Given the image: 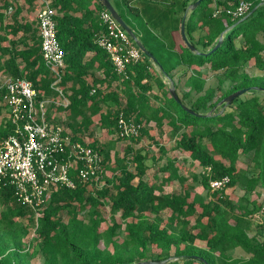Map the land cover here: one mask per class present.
Masks as SVG:
<instances>
[{"label": "trees", "instance_id": "1", "mask_svg": "<svg viewBox=\"0 0 264 264\" xmlns=\"http://www.w3.org/2000/svg\"><path fill=\"white\" fill-rule=\"evenodd\" d=\"M119 1L120 9L112 3L157 64L145 55L129 61L126 74L117 72L108 52L96 42L105 28L101 0H51L65 54L61 85L70 105L51 109L50 119L100 152L106 174L98 187L72 170L76 186L52 191L38 222L11 185L0 186V264H132L164 259L161 264H264V240L250 233L252 217L261 210L264 216V205L253 201L254 208L244 207L239 214L225 192L237 184L247 193L264 186V101L252 94L220 104L241 88L255 86L252 91L264 92V74L252 75L245 69L253 61L264 71V0H201L189 10L196 0ZM241 1L249 2L250 9L238 15ZM38 7L39 0H0V73L30 80L41 98L53 94L56 76L43 61L38 18L29 16ZM186 12L185 32L198 52L181 33ZM222 34V43L214 49ZM181 66L179 82L184 79L189 88L182 92L173 73ZM206 66L221 71L219 86L205 89ZM227 80L230 86L223 90ZM172 85L180 101L171 93ZM217 90L223 92L218 95ZM193 92L198 94L194 99ZM121 116L141 124L138 136H119ZM152 121L179 134L175 148L181 156H169L164 144L158 155L136 148L143 136L150 135ZM97 124L110 136L107 143L97 139ZM12 131L7 118L0 141ZM119 141H127L122 153ZM244 155L252 156L255 170L250 176L239 165ZM224 176L231 179L228 186L212 190L210 180ZM190 179L204 187L207 202L191 201ZM175 181L182 191L165 192L164 187ZM106 204L125 220V236L118 223L102 228L101 207ZM237 247L246 255L230 254ZM173 249L182 262L169 257Z\"/></svg>", "mask_w": 264, "mask_h": 264}, {"label": "built area", "instance_id": "2", "mask_svg": "<svg viewBox=\"0 0 264 264\" xmlns=\"http://www.w3.org/2000/svg\"><path fill=\"white\" fill-rule=\"evenodd\" d=\"M39 1L42 57L56 76L51 83L53 94L40 98L33 83L25 78L5 76L0 81V102L13 125V131L0 141V186L11 185L18 200L32 209L37 222L52 191L76 186L72 170L81 180L96 185L103 183L106 174L100 152L74 139L64 124L50 119L51 109L68 107L70 99L61 85L65 54L56 33V11L51 0ZM249 9L250 3L241 1L235 13L242 15ZM100 19L105 28L96 35V42L108 52L116 71L126 74L127 63L143 59L145 54L108 9L100 12ZM95 91L93 88L92 93ZM140 128L135 119L119 118L121 137H136ZM230 181L229 176L212 178L210 186L220 190Z\"/></svg>", "mask_w": 264, "mask_h": 264}, {"label": "rangeland", "instance_id": "3", "mask_svg": "<svg viewBox=\"0 0 264 264\" xmlns=\"http://www.w3.org/2000/svg\"><path fill=\"white\" fill-rule=\"evenodd\" d=\"M20 1L23 2V0H20ZM112 1L120 9V1L119 0H112ZM38 9H39V7L34 11H31V12L29 11L30 18L37 17ZM130 20H131V24L133 25L134 24L133 20L132 19H130ZM136 21L137 20H135V22ZM262 38L264 39V35H262ZM183 68L184 67L181 66V67H179L173 71L175 81L179 82V75H181ZM155 69L160 74L159 67L155 66ZM245 69L247 70V72H249L252 75L264 74V71L257 68L254 65L253 61H251L245 67ZM202 70H203V75L207 78L205 89L208 87L219 86V79H220L219 74L221 71H214V70L210 69L208 66L203 67ZM4 79H5V75L0 73V81L3 82ZM183 81H184V79H182L181 83L179 82V87H180L181 92H182V90H188L189 89L188 87L184 86ZM165 82L168 83L169 81L167 79H165ZM229 86H230L229 80L225 81L222 84L223 90H226ZM155 91H157V86H155ZM222 92H223L222 90H217L218 95H220ZM252 94L260 96L262 98V100L264 101V92H262V91L249 90L240 96H249ZM197 95L198 94L196 92H193L191 97L194 99ZM6 116H8L7 112H6ZM96 121H97V118H96ZM0 122H1V116H0ZM150 126H151L150 135L143 136L140 143L138 145H136V148H142L143 151L151 150L150 155H152V153H155L156 155H158L159 154L158 153L159 147L164 144L167 148H169V153H168L169 156H181V153L179 152V150H177L175 148L176 140H177V138H179L178 133H175L172 130V128L170 126H168L167 124H164L160 128V127L156 126L155 122L152 121L150 123ZM95 131H96V137H97V139H99V141L107 143L108 140H110V136L105 132V130L99 124L95 125ZM126 143H127V141H121V142L119 141L116 144L119 152L122 153L124 151ZM112 152L114 153V151H112ZM251 157H252L251 155L242 156V158L240 160V164H239L240 168L244 170V173L247 176L252 175L253 171L255 170L253 168L254 164L252 163ZM146 163L150 166H153V162L151 160H147ZM107 175L108 176L111 175L110 171L109 172L107 171ZM103 183H104V181H103ZM103 183L102 184L99 183L97 186L101 187L103 185ZM187 183L189 184V186L192 183L194 184L193 187H191L192 188L191 201H195L197 203L208 201L209 196L206 193L204 187L200 184V182L195 183L192 181V179H190ZM185 188H186V186H185ZM164 189H165V192H172L174 190L182 191L181 184L178 181H175L174 184L166 186ZM225 192L227 193L229 198L232 199V201L236 207V212L239 214H242L245 211L244 207H248L249 210L254 208L253 201H256V202L264 205V186L262 184H260L257 187V189L252 193H249V192L244 193L243 192V194H241V192H239L238 189H233L232 187H227ZM101 211H102L103 216L105 218V220L102 223V228L104 229L109 224H112L114 222L118 223L121 227V229H120L121 233L123 234V236H125V234H126V232H124L125 220L120 216V214L117 213V214L113 215L111 213L109 204H106L103 207H101ZM252 219H253V223H252V227L250 229L251 235L259 234V238L264 240V227L262 226V222L264 220L263 211L261 210V211L254 213ZM166 224L169 225L167 222H166ZM32 236L35 237V234H32ZM123 236L121 237V239L123 238ZM230 254H232L235 257H240V256L246 255L245 251L240 247L231 249ZM169 257H171V258L174 257V259L179 260V262H182L184 260L183 257H181V258L175 257L174 249L171 251V255ZM37 258H38V260L41 259V257H37Z\"/></svg>", "mask_w": 264, "mask_h": 264}, {"label": "water", "instance_id": "4", "mask_svg": "<svg viewBox=\"0 0 264 264\" xmlns=\"http://www.w3.org/2000/svg\"><path fill=\"white\" fill-rule=\"evenodd\" d=\"M101 2L103 3V5L106 7V9H108L112 15L115 17V19L124 27V29L129 33V35L131 36V38L135 41V43L140 47V49L144 52V54L146 56H148L155 64H157V59L155 58V56L146 48V46L143 44V42L141 41V39L138 37V35L136 34V32L126 23V21L123 19V17L121 16V14L119 13V11L115 8L114 4L112 3L111 0H101ZM201 2V0H196L194 3H192L189 9H194L196 8L199 3ZM256 9V8H255ZM254 9V10H255ZM187 16V12L184 15V20L182 22V26H181V33L182 36L185 40V42L188 44V46L196 51L197 48L189 41V39L187 38L186 32H185V18ZM223 41V34L220 36L219 42L217 43V45L214 47V49H216ZM168 78V77H167ZM165 78V79H167ZM170 83L172 84V81H170ZM256 87H249V88H241L238 89L237 91L231 93L230 95H228L226 98H224L223 100L220 101V104L223 102L229 103L232 100H234L235 98L239 97L240 95L246 93L249 90L255 89ZM171 93L173 94L174 98L177 101H180V97L175 89V87L172 85L170 87ZM184 107L186 109H188L189 111H191L192 113L198 114L195 111H193L190 107L184 105ZM211 113V112H210ZM209 113V114H210ZM167 260H142V261H138L132 264H161L166 262Z\"/></svg>", "mask_w": 264, "mask_h": 264}, {"label": "crops", "instance_id": "5", "mask_svg": "<svg viewBox=\"0 0 264 264\" xmlns=\"http://www.w3.org/2000/svg\"><path fill=\"white\" fill-rule=\"evenodd\" d=\"M6 112L8 113L7 108L3 104H1V102H0V116H1L0 128L2 127L3 122L8 118V116H6ZM232 188L233 189H238L239 192H241V194H243V192L245 193V191L243 189V186H241L240 184H237L236 186H233Z\"/></svg>", "mask_w": 264, "mask_h": 264}]
</instances>
